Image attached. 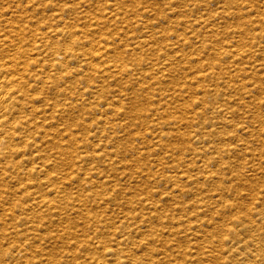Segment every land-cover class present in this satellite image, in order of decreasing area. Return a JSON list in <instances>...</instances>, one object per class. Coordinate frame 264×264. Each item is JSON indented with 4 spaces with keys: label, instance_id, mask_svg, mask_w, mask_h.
Segmentation results:
<instances>
[{
    "label": "bare ground",
    "instance_id": "bare-ground-1",
    "mask_svg": "<svg viewBox=\"0 0 264 264\" xmlns=\"http://www.w3.org/2000/svg\"><path fill=\"white\" fill-rule=\"evenodd\" d=\"M42 1L41 10L23 7L32 8L28 15L0 7V264H264V184L252 182L229 160L232 155L237 164L250 161L253 176L264 174L258 160L264 150V21L255 22L252 34L241 30L239 39L245 33L253 39L242 52L218 44L221 31L209 42L195 31L213 32L210 21L230 14L242 23L237 12L252 11L253 5L221 0V11L207 14L208 20L179 12L181 18L157 26L140 0H131L134 9L126 10L125 20L115 17L123 8L116 1L97 3L93 11L82 0L72 2L68 20L67 6ZM151 3L153 15L162 19L172 9L160 7L163 0ZM256 10L264 15V5ZM123 28L132 31L124 40ZM221 57L262 62L235 74L228 69L221 81ZM137 126L142 132H133ZM162 127L172 129L171 140L164 139ZM59 131L61 144H67L54 155L49 150L61 146ZM145 133L151 147L136 148L135 139ZM256 135H263V148H255L254 167L245 155ZM154 150H162L161 156L145 175L170 163L166 172L156 171L167 193L159 192L152 210L142 214L150 192L135 196L140 184L128 185L119 208L110 209L119 180L128 179L122 168L142 172V155ZM69 181L76 186L70 193L64 189ZM234 184L246 191L235 188L238 195L225 197ZM166 200L173 201L169 212ZM45 211L64 218L59 228L48 230ZM46 238L55 240L47 249ZM59 241L65 244L60 249Z\"/></svg>",
    "mask_w": 264,
    "mask_h": 264
},
{
    "label": "rangeland",
    "instance_id": "rangeland-1",
    "mask_svg": "<svg viewBox=\"0 0 264 264\" xmlns=\"http://www.w3.org/2000/svg\"><path fill=\"white\" fill-rule=\"evenodd\" d=\"M59 1V5L63 6L66 10V12L63 13V16L65 18V20H68L70 19V9H71V6L70 4L72 2H76L77 1L79 2V0H58ZM88 2H85L84 0H82L81 2H84V4H88V5H91L92 6V9L91 8H88L90 11L94 10V8H96L95 4H97V6L99 7L100 4L102 6L103 3H109V2H119L120 4H122L123 8L121 10L118 11V14H116V18L117 20L118 19H121V20H125L126 18V14H127V9L128 10H131V9H134V8H130V4L132 3L131 0H86ZM143 1V2H141ZM148 1L150 2V5L148 3ZM152 0H140V5L139 6H142V8H144V4L145 5V9L149 11V15H148V18L152 21H155V23H157V26H160V25H165L167 24V20H174L175 18H181L182 17V13H179V12H186L187 13V17H193V16H196V17H199V18H205V19H209L207 14H213L217 11H221V6H222V2L221 0H163V2L165 4H162L160 7H163L165 6L166 4L167 5H170V7L172 8L170 12H167L168 9H165V13H166V18L165 19H162V17H158V16H155L153 15L154 14V11L152 10L151 7L152 6V3H151ZM161 1V0H159ZM205 1H209V5H205ZM244 2L250 4V5H253V9H251L252 11H245V10H242V11H238V15L240 16V21H242V23H239V22H235V18L232 17V15H227L226 18L224 19H215L214 21H210L212 23V25H214V30L213 32H209L207 33L205 31L204 28H198L196 27L195 31L196 33L202 37L204 39V41L206 42H209L210 39H213L214 40V35H216L215 33L216 32H220L221 31V38L218 40V44H221V46H225V45H228L230 47H236V49L240 50V52H242V49H245V48H249V44L253 41V39L251 38V36H249V33H245L242 35V39H239V36H240V32L241 30L244 28L246 29V31H249L250 34L253 33V30L254 27L253 25H255V22H262L264 20V15H261L259 16V11L256 10V8L258 6H263L264 5V0H243ZM147 2V3H145ZM43 1L42 0H0V7H5V6H10L11 7V10L12 9H15L16 8H19V9H25L26 12L25 14H29L31 13V9L32 8H23L25 6H29V5H33V8L37 9V10H41L43 8ZM95 5V6H93ZM77 6V5H75ZM104 6V4H103ZM238 7H240L241 9H243V6L241 5H238ZM188 8V9H187ZM46 10L44 11L46 14H50L52 12V10L48 7L45 8ZM191 9V11H189ZM172 10H175L176 13L172 14ZM230 10L232 11H237L238 8H231ZM139 12L141 11V8L138 10ZM4 17L8 16V13L7 12H4L3 13ZM40 17V16H38ZM165 20V22H164ZM109 25H111L110 27H113V22H108ZM119 24V23H118ZM156 26V24L154 25V27ZM131 29L130 28H123V31H124V35H121L123 40L125 39V37L129 34H131L132 31H130ZM135 32V34H138V30L135 29L133 30ZM148 32H151V31H148ZM217 37H220V35H217ZM215 41V40H214ZM154 54H156L158 56V52H154ZM243 58V57H242ZM234 59V60H232ZM255 61H258V62H262V60L259 58V57H255L254 60H252V58L250 60H246V58H243L242 60L240 59H237L236 58H225V57H221V81L222 80H226V74L225 71H227L228 69L230 70L229 73L230 74H235V72H239L240 71V68L244 66H246L245 64H248V63H251V64H254ZM231 63H234L237 65L236 68H234V66H231L229 67V64ZM234 68V70H233ZM109 79H113V78H109ZM264 81V79H262ZM114 82H116V80H114ZM206 83H211V82H206ZM195 83H193L194 85ZM197 85V84H196ZM221 87H222V83H221ZM131 99H129L128 101H130ZM134 100V98H133ZM222 100H223V96L221 97V103H222ZM157 105V104H156ZM264 107H262L263 109ZM261 109V112L264 111V109L262 110ZM264 113V112H263ZM128 114H130V112H128ZM69 115H76V113H73L72 114H69ZM67 118L69 116H66ZM60 121V120H59ZM59 128H62L61 127V124H59ZM138 128L139 126L136 127V131H133V132H142V128H139L140 131H138ZM52 129H54V126H51L48 128V133L50 132H53ZM169 130H172L170 127H162V133H164V139L168 138L169 137V140H171V137L170 135L168 134ZM222 130V128H221ZM77 132V131H76ZM61 131H59V136L57 135L55 138H58L59 140V144L61 146H59V148H53L49 151H54L55 154L54 155H57L59 152H58V149H62L63 147L66 146V142H63L61 144V135H60ZM235 135H239L243 138H245L246 136L242 135L239 131H236L234 133ZM257 136V135H256ZM254 136L253 138L254 139H257V140H251L250 142V145H248V148H250L248 150V152L251 154H249L247 152V154L245 155L246 159H251L253 160V163H255L257 160V158L260 156V158H258V160H260L261 164H262V167H264V150L262 153H259V156H258V150H262L263 148V145L260 144L259 142V138L261 139V136ZM149 133H145L143 137H138L137 139H135V143H134V146L136 148H144V147H148L150 148L151 147V143H149ZM225 136L224 135H221V141L223 142H231L233 143V140L232 139H228V138H224ZM63 139H66V137H63ZM249 139H252V137H250ZM175 141H173L174 143ZM260 145L262 146V148L260 147ZM260 147V148H259ZM50 148V147H49ZM253 148L255 150V152H257V154H253L255 153L253 151ZM258 149L256 151V149ZM252 151V153L250 152ZM259 151V152H260ZM161 152L162 150H154V151H151V152H145L142 156L145 157V160H146V164L143 165L142 167V172L140 173H134L136 172L135 170H127L125 168H122L123 170H125L127 176H128V179H120L119 182H120V193H118V196L113 203H112V206H110L109 208L112 209V207H115V208H119L118 206V202L120 201V196L121 194L123 193V191H127V187L128 185L130 186H133L135 184H140V186L137 187V190L135 194V196H143L145 194H147L148 192H150L147 197L149 198L145 205V207L143 209H141L139 206H136L138 209H141L142 211V214H146L148 210H152L151 209V202H155L156 199H157V195L159 194V192H162L163 194L167 193L168 189H165L164 186L162 185L160 179L158 178L157 174H156V171L158 168H162V171L163 172H166L169 168H170V163H168L167 165L166 164H163V167L161 166H157V167H152V170L155 172V175H149L148 177H146L145 173L146 171L148 170V168L152 165H155L158 160H154L155 157L157 156H161ZM254 155V156H253ZM251 156V157H250ZM128 157V160H131L134 158V156H127ZM253 158H256V159H252ZM229 160L231 162V165L232 166H235L234 168L235 169H239L241 172L239 173H243L242 175H246L249 179H251L252 182L256 183L257 185H263L264 184V174L260 173L259 170H261V168H256L254 172H258V174H262L263 176L261 175H256V176H253L250 172L251 171H248V166L251 164L250 161L247 162L245 165H241L240 163L237 164L238 162V158L236 159V157L234 156H229ZM0 163H4L3 161H1ZM257 166V164L255 163L254 164V167ZM20 167H23V166H20ZM62 168V165L60 164L59 165V170ZM48 169H52L51 166L48 167ZM120 169V170H122ZM59 170H57V172H59ZM118 170V171H120ZM128 171H131L133 172L132 174H129ZM261 171L264 172V170L262 169ZM44 172V171H43ZM43 172H39L38 173V176H41L43 174ZM20 174H23V173H20ZM241 175V176H242ZM253 177V178H252ZM238 178L240 179V175L238 176ZM141 180H144V183L141 184ZM228 180V179H226ZM236 180H238L237 178L233 179V183H236ZM14 182V181H13ZM70 184L66 185L65 186V190L66 192H73L75 190V184L72 182V181H69ZM229 184V183H227ZM255 184V185H256ZM8 185L9 187H13L12 185H16L17 184H14L12 183L11 185L9 184V181H8ZM83 186H85V188H94L96 187V185H91L89 186L88 184H85L83 183ZM191 187L190 185H187L185 186V188H189ZM212 187V185H210L209 187L207 188H210ZM233 189V191L230 193V194H226L225 197H231V196H235V195H238V192L235 191V188H237L241 193H243L244 191L246 190H243L242 189V185L240 184H234V187L233 186H229ZM264 187V185H263ZM263 187H258L259 190H262ZM28 198V197H27ZM7 201H10V200H7ZM63 202V200H62ZM211 205V204H210ZM264 205V204H263ZM173 206V201L172 200H166L164 201V212H169L171 211V207ZM37 207L33 208V209H36ZM211 208V206H209V209ZM31 209V208H30ZM28 209V211L30 210ZM28 211L26 212L25 214V217H27L29 214H28ZM114 211V210H112ZM117 211V210H116ZM46 213H48L49 216L47 217H44L43 220H45V225H47V227L49 228L48 230H55L56 228H59V223L61 220H63L64 218L60 219L59 220V214L56 212V211H45ZM69 213V210L67 211ZM18 214V213H17ZM19 215V214H18ZM116 215H119L116 214ZM21 216V215H19ZM17 218V217H16ZM73 218V217H71ZM70 218V219H71ZM98 218H100V216H98ZM111 219L116 221V217L115 215H111ZM147 219L148 218H144L143 221H142V224H147ZM37 220V219H36ZM35 220V221H36ZM80 223V222H79ZM34 224H37V222H35ZM81 223L78 224L77 228H76V231L81 234V230L83 229L81 227ZM80 226V227H79ZM1 228V226H0ZM86 229V228H85ZM86 231V230H85ZM46 235H48L47 233H45ZM80 238H83V236H79ZM78 237V238H79ZM55 240L51 242V240L49 238H46L45 239V245H46V249L51 246L52 244H54ZM70 244V243H69ZM61 245H65L64 243H61L59 241V249L62 248ZM137 250V249H136ZM64 254H67V253H64ZM1 262V261H0Z\"/></svg>",
    "mask_w": 264,
    "mask_h": 264
}]
</instances>
